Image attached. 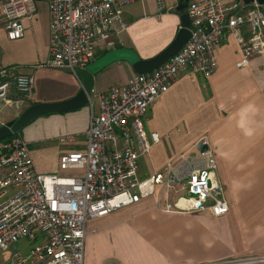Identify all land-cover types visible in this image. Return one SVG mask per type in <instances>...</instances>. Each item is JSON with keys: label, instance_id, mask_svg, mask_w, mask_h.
Here are the masks:
<instances>
[{"label": "built area", "instance_id": "built-area-1", "mask_svg": "<svg viewBox=\"0 0 264 264\" xmlns=\"http://www.w3.org/2000/svg\"><path fill=\"white\" fill-rule=\"evenodd\" d=\"M37 1L45 2L48 15L44 65L74 77L92 60L99 43L109 49L111 35L126 27L120 7L129 0H0V24L8 40L23 36L22 21L33 17ZM185 13L189 37L176 54L149 73H133L125 84L111 86L95 103L87 96L83 148L59 156L61 174L36 172L19 137L1 142L0 264H82L87 220L154 194L155 208L164 212L214 217L228 213L216 161L205 140H199L193 152L180 154L174 164L139 178V159L159 140L156 132L144 128L147 111L179 76L209 78L226 33L240 44L237 68L253 57L264 58V5L188 0ZM32 85L30 72L0 65L3 106L21 112ZM57 142L71 143L73 136L58 137ZM203 146L207 148L201 151Z\"/></svg>", "mask_w": 264, "mask_h": 264}, {"label": "crops", "instance_id": "crops-1", "mask_svg": "<svg viewBox=\"0 0 264 264\" xmlns=\"http://www.w3.org/2000/svg\"><path fill=\"white\" fill-rule=\"evenodd\" d=\"M177 3L129 0L120 7L126 27L111 35L113 46L109 49L99 43L83 68L92 76L90 96L94 103L98 94L127 82L134 73V61L156 55L173 40L180 27ZM22 25L23 36L8 40L0 24V65H15L31 73L33 85L27 106L72 97L81 87L80 78L44 65L48 58L44 1L36 2L35 14ZM242 35L247 36L245 27ZM240 55L237 38L226 33L216 48V67L209 78L184 73L150 106L144 128L156 132L159 140L139 159L140 176L153 174L167 163L174 164L180 154L193 151L198 138L211 131L214 122L264 120V58L253 57L247 66L237 68ZM19 114L0 104L4 124ZM87 121L85 104L74 111L38 116L20 129L19 139L26 144L34 170L61 174L58 158L83 148ZM251 128L264 129L254 124ZM61 136H73V142L60 145L57 138ZM158 150L163 154L161 162L154 158ZM157 200L154 194L87 220L82 264H264L262 258L246 259L264 248V242L251 231L240 210L232 209L220 217L164 212L155 208Z\"/></svg>", "mask_w": 264, "mask_h": 264}, {"label": "rangeland", "instance_id": "rangeland-1", "mask_svg": "<svg viewBox=\"0 0 264 264\" xmlns=\"http://www.w3.org/2000/svg\"><path fill=\"white\" fill-rule=\"evenodd\" d=\"M252 124L255 128H264V120L261 122L219 120L214 122L215 126L209 131L210 133L200 136L197 142L205 140L208 144L207 149L215 158L218 176L229 203V211L240 210L245 222L249 223L251 231L261 236L262 243L264 242V129L253 130ZM165 149L163 151L166 154ZM154 158L156 162L157 159L161 162L162 152L158 150ZM143 177L145 176L142 174L139 178ZM260 258L264 259V248L249 254L246 259Z\"/></svg>", "mask_w": 264, "mask_h": 264}, {"label": "water", "instance_id": "water-1", "mask_svg": "<svg viewBox=\"0 0 264 264\" xmlns=\"http://www.w3.org/2000/svg\"><path fill=\"white\" fill-rule=\"evenodd\" d=\"M187 1L188 0H178L176 11L179 13L180 27L173 40L156 55L148 59H138L134 61L131 64L134 73L144 74L151 72L168 58L176 54L180 47L187 41L189 37V31L187 29L189 20L185 13ZM240 2L242 5H252L254 3L264 5V0H240ZM76 76L81 80V87L72 97L60 102L34 103L27 106L14 120L0 126V140L10 137L38 116L70 112L85 106L87 96L90 95L92 87V76L86 69L77 70ZM200 145L201 144L198 143L197 148H199ZM206 148V146H203L201 151H204Z\"/></svg>", "mask_w": 264, "mask_h": 264}, {"label": "trees", "instance_id": "trees-1", "mask_svg": "<svg viewBox=\"0 0 264 264\" xmlns=\"http://www.w3.org/2000/svg\"><path fill=\"white\" fill-rule=\"evenodd\" d=\"M19 137V131H17L16 133H14L13 135H11L10 137L5 138L4 140H8V139H13V138H18ZM3 140V141H4Z\"/></svg>", "mask_w": 264, "mask_h": 264}]
</instances>
